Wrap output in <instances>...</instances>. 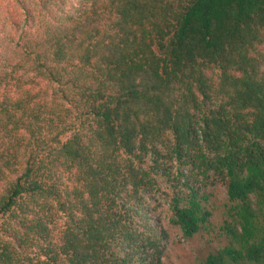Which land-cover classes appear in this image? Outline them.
Masks as SVG:
<instances>
[{"label": "trees", "instance_id": "trees-1", "mask_svg": "<svg viewBox=\"0 0 264 264\" xmlns=\"http://www.w3.org/2000/svg\"><path fill=\"white\" fill-rule=\"evenodd\" d=\"M264 264V0H0V264Z\"/></svg>", "mask_w": 264, "mask_h": 264}, {"label": "rangeland", "instance_id": "rangeland-1", "mask_svg": "<svg viewBox=\"0 0 264 264\" xmlns=\"http://www.w3.org/2000/svg\"><path fill=\"white\" fill-rule=\"evenodd\" d=\"M207 208L211 212L209 226L189 239L181 236L177 228L167 224L169 217L167 204L159 201L155 216L159 218L161 227L167 234L166 247L161 264H199L207 253L218 250L226 244L220 228L226 218L225 190L222 185L206 187Z\"/></svg>", "mask_w": 264, "mask_h": 264}]
</instances>
